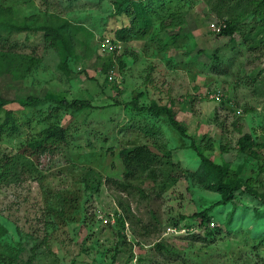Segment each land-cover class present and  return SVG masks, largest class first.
<instances>
[{
  "label": "rangeland",
  "instance_id": "374dc122",
  "mask_svg": "<svg viewBox=\"0 0 264 264\" xmlns=\"http://www.w3.org/2000/svg\"><path fill=\"white\" fill-rule=\"evenodd\" d=\"M114 1L0 0V20L24 27L0 30V264H264V12L257 0H128L115 14ZM227 21L230 37L209 25ZM58 26L66 40L40 29ZM103 36L120 47L99 53ZM138 92L137 106L169 107L188 137L137 110ZM49 93L60 101L18 104ZM72 99L92 107L61 103ZM48 127L63 137L41 151ZM139 144L170 152L160 182L123 181L119 152ZM197 153L240 178L204 239L191 215L220 195Z\"/></svg>",
  "mask_w": 264,
  "mask_h": 264
},
{
  "label": "trees",
  "instance_id": "16d2710c",
  "mask_svg": "<svg viewBox=\"0 0 264 264\" xmlns=\"http://www.w3.org/2000/svg\"><path fill=\"white\" fill-rule=\"evenodd\" d=\"M225 0H220L221 3H223ZM127 2L128 0H115L113 2L114 7V13L115 14H121V13H128V6ZM238 3V2H237ZM130 4H133L135 6L139 4H134L130 1ZM140 6V5H139ZM254 12H264V0H257L256 2V8ZM142 14L140 13V16ZM226 26L220 31V35L228 36L230 37L232 33L236 29V24L225 22ZM17 30H22L24 27L15 25L14 23H10L9 21L0 20V30L1 29H9L13 28ZM44 31V35L50 39L51 42H55L57 39L66 40L64 31L62 26H58L56 28L51 27H41ZM116 35L119 40L124 41L128 37L126 33V29L122 28L119 29L116 32ZM214 58H216L214 56ZM103 69L107 70L108 65L104 64ZM141 95V92L136 93L132 97V104L134 107L139 111L148 110L155 116H158L160 114H165L168 120L169 125L175 129L179 135L183 137H188V134L185 131L184 125L181 121H178L173 113V111L166 106H157V105H149V106H137V97ZM44 101H55L59 102V99H56L52 96V94H47L45 96L38 97V96H31L28 95L24 99H21L18 101V104L22 106L23 108H29L32 106L39 105L40 103H43ZM9 101L3 97H0V108L6 104H8ZM62 105L66 108H71L75 110H81L84 108L92 107V105L83 99H72L69 102L66 100L61 101ZM8 126L10 128V132L13 133L17 129L16 122L14 121L12 117L11 111L5 112V119L2 123L1 127ZM63 137V128L61 127H54V128H47L45 129L44 137L40 140V142H37L38 149H41L43 151L47 147L48 140H51L52 138H62ZM239 144H241L242 148H245L247 150V153L251 156L255 154L254 151L249 147V136L246 134L244 135L240 141ZM189 147L192 149H195L196 146L192 142H190ZM36 149V148H35ZM37 149V150H38ZM119 156L121 158V162L124 168V171L122 173V178L124 182L130 181L132 178L136 177L139 174H143L144 178L148 179L151 183H156L157 181L160 182V177H162L164 174H166V168L168 166L172 167L173 163L170 160V152L167 151L163 153L162 155H158L154 151H152L146 144H139L135 145L131 148L122 149L119 152ZM197 156L199 158V167L200 170L203 172L205 179L209 184L208 186L210 189L215 190L220 195V198L211 203L208 207L203 209L202 211H198L193 213L191 216H195L199 218V224L203 231V239L212 236L213 230L209 227L210 223V217L208 213L211 209H213L216 205H224L232 201L233 194L236 188L238 187V182H235V180H240V178L235 176V172L230 171L227 166L221 165L219 163H216L212 161L209 157L205 156L202 153H197ZM167 166V167H166ZM166 177V176H165ZM168 178V177H166ZM172 179V178H170ZM123 184V182H121ZM166 182H161V186L165 188ZM207 187V188H208ZM1 229V226H0ZM157 248L160 250H164L163 246L161 244H157ZM28 261L25 264H29V261L31 262L30 258L27 259Z\"/></svg>",
  "mask_w": 264,
  "mask_h": 264
},
{
  "label": "built area",
  "instance_id": "2783aa9c",
  "mask_svg": "<svg viewBox=\"0 0 264 264\" xmlns=\"http://www.w3.org/2000/svg\"><path fill=\"white\" fill-rule=\"evenodd\" d=\"M209 25H210L211 29L215 32H220L226 26L225 22H219V23L211 22ZM119 44H120L119 41L116 40L115 38L104 36L99 40L98 45H97V50L99 53L101 52L104 55L105 54H111L117 48L120 47ZM219 96H220L219 90H216V92H214L210 95L211 98H216V99Z\"/></svg>",
  "mask_w": 264,
  "mask_h": 264
},
{
  "label": "crops",
  "instance_id": "0c3cea01",
  "mask_svg": "<svg viewBox=\"0 0 264 264\" xmlns=\"http://www.w3.org/2000/svg\"><path fill=\"white\" fill-rule=\"evenodd\" d=\"M104 37V36H103Z\"/></svg>",
  "mask_w": 264,
  "mask_h": 264
}]
</instances>
